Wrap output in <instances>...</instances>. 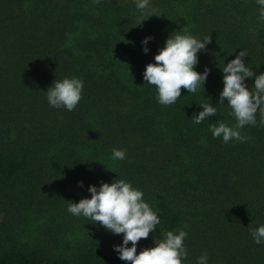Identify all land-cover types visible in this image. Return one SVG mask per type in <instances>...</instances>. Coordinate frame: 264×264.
Wrapping results in <instances>:
<instances>
[{
  "label": "trees",
  "instance_id": "16d2710c",
  "mask_svg": "<svg viewBox=\"0 0 264 264\" xmlns=\"http://www.w3.org/2000/svg\"><path fill=\"white\" fill-rule=\"evenodd\" d=\"M0 0V264H130L114 234L68 211L99 187L123 179L141 190L160 219L137 254L168 231L187 232L183 264H264V124L246 125L241 142L210 126L236 119L225 101L222 69L246 51L264 73V21L257 0ZM143 14L148 18L137 26ZM174 34L212 42L195 70L204 88L158 102L146 65ZM151 37L146 47L142 43ZM82 79L74 110L50 106L54 81ZM254 77L246 85L254 87ZM54 86V85H53ZM211 103L217 114L194 115ZM123 149V160L113 158ZM82 182V185H81ZM128 247H131L129 242Z\"/></svg>",
  "mask_w": 264,
  "mask_h": 264
},
{
  "label": "clouds",
  "instance_id": "9594fccd",
  "mask_svg": "<svg viewBox=\"0 0 264 264\" xmlns=\"http://www.w3.org/2000/svg\"><path fill=\"white\" fill-rule=\"evenodd\" d=\"M98 2V0H97ZM260 7L259 19L264 21V0H257ZM149 0H137L139 10L148 8ZM148 18L143 14L138 19L137 26ZM166 40L154 57V63L146 65L143 79L147 84L154 85L158 91V102L161 105L174 104L181 97V89H187L189 94L196 93L198 88L207 80L209 69L201 74L195 70L198 63L197 53L206 49L211 43V36L203 40L188 34H174ZM151 37H146L142 42L146 47ZM246 51H240L222 69L223 90L220 93L218 104L224 105L225 101L232 109L236 119L235 127H230L223 121L210 126L213 137H222L225 143L232 139L244 142L247 137L241 135V129L246 125H255L256 113L261 115L260 123L264 124V73L254 74L246 67L244 58ZM254 77V87H248L246 78ZM54 85V86H53ZM83 81L72 77L61 81H54L47 90V100L50 106L64 107L72 111L82 98ZM202 111L194 115V123L200 124L217 114V108L211 103L201 105ZM113 158L123 160L126 151L113 149ZM82 185V182H81ZM88 191L90 198H82L79 202H72L68 211L75 215H83L95 223H99L106 230L114 234H123L121 245L114 246L119 253V258L130 264H183L187 257L184 239L187 232L179 230L178 234L168 231L163 240L156 241L155 246L145 248L137 254V244L141 239H147L150 232L156 231L160 219L150 205L144 201V194L123 179H115L112 183H102L99 187L90 185ZM256 244L264 242V225L251 231ZM131 242V247H128ZM198 264H207V253L199 257Z\"/></svg>",
  "mask_w": 264,
  "mask_h": 264
}]
</instances>
